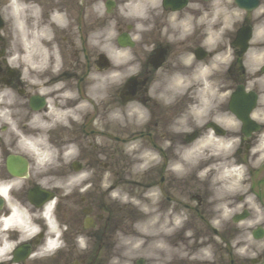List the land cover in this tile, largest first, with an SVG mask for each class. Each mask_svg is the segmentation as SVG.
I'll return each instance as SVG.
<instances>
[{
	"label": "clouds",
	"instance_id": "clouds-1",
	"mask_svg": "<svg viewBox=\"0 0 264 264\" xmlns=\"http://www.w3.org/2000/svg\"><path fill=\"white\" fill-rule=\"evenodd\" d=\"M172 3L0 0V69L16 76L0 73V264L25 248L30 264L59 252L79 264L101 199L128 210L103 264H264V0ZM133 78L146 83L125 97ZM12 158L23 173L2 170ZM50 202L81 217L57 213L54 249ZM14 208L30 229L3 228Z\"/></svg>",
	"mask_w": 264,
	"mask_h": 264
},
{
	"label": "flooded vegetation",
	"instance_id": "flooded-vegetation-1",
	"mask_svg": "<svg viewBox=\"0 0 264 264\" xmlns=\"http://www.w3.org/2000/svg\"><path fill=\"white\" fill-rule=\"evenodd\" d=\"M247 36H248V30L242 29L241 32L239 33V39L236 41V43L243 44ZM166 53H167V49L163 47L158 48L157 51L153 54V56L149 58L148 63L151 64L153 67H158L166 58ZM202 55H203L202 52H198V56H202ZM72 57L73 59L77 58L75 52L72 53ZM98 64H100L101 66H106L107 61L102 56L101 59L98 61ZM5 72H6L7 82H11L12 79L16 78L15 73H13L11 70L0 69V73H5ZM74 77H75V73L65 72L61 78L72 79ZM17 83H19L18 80ZM144 83H146V78L144 81H138L135 78L130 80L124 90L125 97L134 96L137 92L140 91ZM39 103L40 101H36L37 105H39ZM248 103L249 101L247 98L243 97L239 93L236 94L234 104L242 115L247 110ZM80 131L85 135L92 134V130L90 128H82ZM154 131H155V125L152 126L151 130L146 131L145 135L151 138L152 135L154 134ZM10 168L13 169L14 172L16 173H23L26 168V160L23 158L8 159L2 170L11 171ZM13 170L11 172H13ZM147 179L151 180L152 182H155V177H148ZM164 180L165 178L161 175L159 182L164 183ZM6 195H7L6 190L0 188V196H6ZM33 195L34 198L38 200H43L46 198V194L43 193H34ZM115 208L116 206L106 204L103 201V199L99 201L100 215L97 218V223L99 225V228L95 233L96 247L86 256L79 257V264H103L102 257L104 256L106 251L108 235L112 231L114 224L117 221L114 216ZM195 212L199 216L201 210L197 208L195 209ZM57 213L69 216L76 223H79V220L81 219L80 216H73L71 209H61L58 205L50 202L49 205L44 208V217L46 216L48 218V220H45L46 228H47V232L45 233V240L47 242V246L49 247V249H54L57 243V230H58ZM2 226L3 228L9 230L14 228H23L25 230H28L31 227L25 219V211L23 209H15V208L12 210V214L7 219L2 221ZM225 239H227V236L225 237ZM36 247H37L36 244L33 242L32 248L34 251ZM26 251L27 249L25 248V249H21L20 252L18 253L19 256L24 257V259L21 261V264H30L31 258L25 256ZM2 252L3 249L0 248V253ZM225 252L228 253L230 252V250L225 249ZM35 264H76V260L74 259L72 254H65L64 252H59L56 255H51V256L45 255L43 257L37 258L35 260Z\"/></svg>",
	"mask_w": 264,
	"mask_h": 264
},
{
	"label": "rangeland",
	"instance_id": "rangeland-1",
	"mask_svg": "<svg viewBox=\"0 0 264 264\" xmlns=\"http://www.w3.org/2000/svg\"><path fill=\"white\" fill-rule=\"evenodd\" d=\"M125 213H122V212H117L116 216L117 218L121 217L122 215H124Z\"/></svg>",
	"mask_w": 264,
	"mask_h": 264
}]
</instances>
